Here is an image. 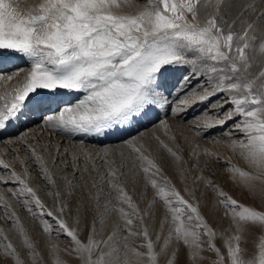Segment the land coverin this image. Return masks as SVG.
Instances as JSON below:
<instances>
[{
    "label": "snow or ice",
    "instance_id": "6c2138e0",
    "mask_svg": "<svg viewBox=\"0 0 264 264\" xmlns=\"http://www.w3.org/2000/svg\"><path fill=\"white\" fill-rule=\"evenodd\" d=\"M0 52L26 65L0 67V185H12L0 191V221L16 231L27 257L0 227V258L45 264L18 205L38 221L51 264H67L62 251L79 264H161V257L179 264L182 248L188 264H202L205 251L215 255L211 264H264V234L251 250L245 246L252 226L264 232V208L240 203L205 175L223 164L234 184L264 204V0H0ZM176 71L185 74L170 82ZM197 107L203 111L193 123L186 117ZM170 120L194 134L184 137L188 159ZM9 128L17 131L4 136ZM216 129L223 139L212 135ZM37 130L79 137L78 146L41 143ZM115 134L116 145L84 144L83 137ZM198 138L232 155L222 159ZM161 160L174 167L183 194ZM140 182L141 199L152 191L143 209L128 191ZM200 185L229 220L223 231L203 214ZM157 203L163 214L155 230ZM88 204L92 222L81 227ZM61 235L68 248L53 239Z\"/></svg>",
    "mask_w": 264,
    "mask_h": 264
},
{
    "label": "rangeland",
    "instance_id": "374dc122",
    "mask_svg": "<svg viewBox=\"0 0 264 264\" xmlns=\"http://www.w3.org/2000/svg\"><path fill=\"white\" fill-rule=\"evenodd\" d=\"M28 2H31V0H28ZM138 2L143 3L144 0H138ZM8 56H10V54L8 52H0V57H8ZM22 67L23 68L26 67L24 62L21 65L15 66V68H22ZM13 69H14V67L11 68V70H13ZM182 74H185V73H183L182 71H176V72L169 73L168 74V80L170 82H174L177 79H179ZM201 111H203L202 107H197V108L189 111L187 113V117H186L187 120L194 123L195 121L193 120V117L199 116ZM161 115L163 116V113H161ZM169 122L173 125V132L177 136V142L185 150V153H184L185 159H188L187 153L189 151V144L187 142H185L184 137L187 136V137H189V140H191V138L193 137L194 134L187 130V128L182 123V121L170 120ZM29 127H30V125H29ZM6 132H8V131H6ZM223 132H224V129H216L215 132L212 133V135L216 136L219 139H223L224 138ZM12 134H13V132H10V133H6L5 135L11 136ZM37 134L40 135L41 143H45V142H48L50 140L53 145H56L57 143H59L62 148L63 147H70L73 144H77V146H78L77 141L80 139L79 137H77L73 140H69L64 136L56 135V134H49L48 132H44L43 134H40L39 130H37ZM83 140H84V144L86 147L99 148V147L104 146V145H116V144H118L120 142V134H115V135L109 136L107 138L83 137ZM196 143H199L202 147H207V148L217 152V154L220 155L222 159H225L228 156L232 155L228 149H226L222 145L214 144L209 139H199L198 138L196 140ZM4 147L5 146L3 144H0V148H4ZM13 147H15V146H13ZM53 151H54V149H53ZM20 155L21 156L24 155L23 150H21ZM160 155L162 157L164 156L163 153H160ZM5 159L11 160L12 155L11 154L6 155ZM233 162L238 163L239 161L236 158H234ZM161 163L163 164V166L165 168V174H167L172 179L173 183H175L176 186L179 189H181L182 194H183L184 184H182L180 182V177L176 174L175 169L172 166V164L169 161H165V160H161ZM17 170L19 171L20 169L17 168ZM70 173H71V170L69 169L68 170L69 176H70ZM0 174H6V173L0 172ZM194 174H196L195 170H193L192 172H190L188 174L187 183L190 187L192 186V176ZM209 174L212 175V178L214 179V181L218 185H220L225 191H227L233 198L237 199L240 203L255 207L257 209L264 208V204H262V202L260 201V199L258 197L253 198L247 192V190L238 187L236 184H234L230 180L228 174L225 171V165L213 163L210 170L205 169V175H209ZM36 183L40 184L41 187L43 188V181H34V184H36ZM61 184H62V182H61ZM10 186H12V185L11 184H9L7 186L0 185V191H3L6 187H10ZM128 191L130 192V194L133 195V199L139 202L140 207L142 209L146 208L151 201L152 191L150 188L148 189L147 194L143 196V199H141V193L144 192V187H143L142 182H140L136 185V190L134 192L132 190V185L129 183ZM40 195H41L42 199L45 201L46 205L49 208H51L53 206L52 199L50 197L46 196L45 191H43V190L41 191ZM79 196H80V190L77 189L76 193L73 196V200L70 203L69 215H68V221L70 224L72 223L73 217L76 214L75 202ZM197 198L200 200L201 210H202L203 214L208 219V221L210 220L209 221L210 223L213 222V224H214V225H212V227L214 226L213 228L217 229L218 231H223L225 228L228 227L229 220L223 216V209L217 208L215 206V194L210 189L205 190L203 185H200L198 187V190H197ZM17 211L21 217V221H22L24 228L26 229L28 235L33 239V241L37 242V249L43 255L45 264H51V260L48 256L47 248L45 246V239L46 238L41 233V229L39 227L38 221L33 220L32 217L30 216V214H28L24 209L20 208L18 205H17ZM152 211L156 215V220L153 223V228L155 230H158L159 220L163 214V207L161 204L157 203L153 207ZM211 211H213L215 214ZM92 214L93 213H92V209H91L90 204L86 205L85 209H82V211H81V220H82L81 227H84L85 225H88V226L91 225ZM209 214H212L211 219L208 217ZM112 219H113L112 217H109L106 219V225H107L108 229H110V227H111ZM149 222L152 223L151 219L149 220ZM0 227H4L6 234L9 236V239L12 240L14 245L17 246V249H18V251L21 252L22 257L27 258L26 257V251L22 247V243H21V240H20L18 234L16 233L15 230H10L11 225L6 224L3 221H0ZM98 227H99V223H98ZM87 232H88V227H85L84 233L82 234V237H81L82 239L86 238ZM166 233H167V226L165 227V234ZM261 234H264V232H262L259 228L252 226L245 235V246L251 250L254 247L255 242H257L258 237ZM53 239L56 241V243L59 245V247L61 249H65V248H68L70 246L69 238H67L63 235L54 236ZM161 243H162V241H161ZM216 243H217V246L222 247L223 242L221 239H218L216 241ZM157 247L159 248L160 245H157ZM222 250H223V248H222ZM203 255L206 257V259L202 261V264H211L212 260L215 259V255L212 252L205 251L203 253ZM61 257L67 261V264H79V261L77 259H75L74 257L68 256L63 251L61 252ZM0 260H2L3 264H12L10 258H0ZM164 261H165V257H161V264H164ZM179 264H188L187 259H186V250L183 248L181 249Z\"/></svg>",
    "mask_w": 264,
    "mask_h": 264
},
{
    "label": "bare ground",
    "instance_id": "6f19581e",
    "mask_svg": "<svg viewBox=\"0 0 264 264\" xmlns=\"http://www.w3.org/2000/svg\"><path fill=\"white\" fill-rule=\"evenodd\" d=\"M23 63V61L19 58H15V57H11V56H8V57H0V67L4 68L5 70H11L12 67L15 68V66H18V65H21ZM24 67V66H23ZM22 67V68H23ZM70 97H64V99H69ZM53 107H55V103H53ZM30 125V127H32V124L31 123H28V126ZM17 129L16 128H9L6 132V133H10V132H15ZM4 133V135L6 134ZM6 136V135H5ZM209 205V204H208ZM208 208V207H207ZM213 209V208H212ZM211 209V210H212ZM210 212V211H209ZM208 212V213H209ZM213 212V211H211ZM220 212V211H219ZM214 213V212H213ZM215 214V213H214ZM210 219L212 217V214H209L208 216ZM207 219V218H206ZM208 220V219H207ZM213 220V219H212ZM210 221V220H209ZM208 221V222H209ZM215 221V220H214ZM210 223V222H209ZM211 225H214L213 222L210 223ZM214 227V226H213Z\"/></svg>",
    "mask_w": 264,
    "mask_h": 264
}]
</instances>
